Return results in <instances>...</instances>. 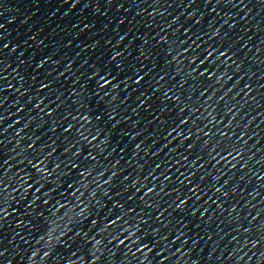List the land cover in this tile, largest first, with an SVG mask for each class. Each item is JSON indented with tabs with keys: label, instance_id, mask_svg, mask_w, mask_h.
<instances>
[{
	"label": "water",
	"instance_id": "obj_1",
	"mask_svg": "<svg viewBox=\"0 0 264 264\" xmlns=\"http://www.w3.org/2000/svg\"><path fill=\"white\" fill-rule=\"evenodd\" d=\"M0 264H264V0H0Z\"/></svg>",
	"mask_w": 264,
	"mask_h": 264
}]
</instances>
